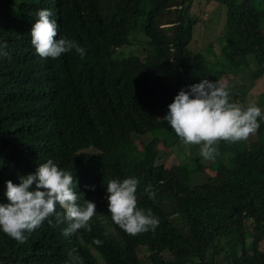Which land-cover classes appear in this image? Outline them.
Here are the masks:
<instances>
[{
    "label": "trees",
    "instance_id": "trees-1",
    "mask_svg": "<svg viewBox=\"0 0 264 264\" xmlns=\"http://www.w3.org/2000/svg\"><path fill=\"white\" fill-rule=\"evenodd\" d=\"M199 1L0 0L8 53L0 56V204L8 203L5 181L19 184L53 159L109 220L108 180L137 178L138 207L160 221L155 232L130 236L93 216L91 232L64 237L65 221L24 244L0 231V264H72L71 249L82 264H264V141H240L227 153L218 145L214 160L190 145L185 160L163 161L181 142L163 120L180 89L220 82L231 70L249 77L228 89L231 101L246 107L248 91L264 80V0H203L225 9L205 54L190 47L206 12L195 7ZM41 9L52 10L56 39L86 49L83 59L75 51L55 60L30 54L25 39ZM141 43L143 57L116 54Z\"/></svg>",
    "mask_w": 264,
    "mask_h": 264
},
{
    "label": "clouds",
    "instance_id": "clouds-1",
    "mask_svg": "<svg viewBox=\"0 0 264 264\" xmlns=\"http://www.w3.org/2000/svg\"><path fill=\"white\" fill-rule=\"evenodd\" d=\"M52 15L50 9L37 11L30 39H25L30 54L38 60H55L75 51L83 59L86 49L77 41L62 36L56 39L58 24ZM5 49L7 42H0V56L8 54ZM167 107L163 120L184 145L200 146V156L204 160H214L219 155L221 141L230 144L245 141L258 131L260 121H264V112L257 104L245 107L232 102L227 84L209 79L188 85L187 90L180 89ZM19 181V184L5 181L4 196L8 203L0 204V231L20 244L26 243L37 230L45 226L58 227L65 221L67 226L61 228L64 237L80 230L91 232L93 216L99 219L108 216L103 209L104 215L100 214L94 202L85 200L84 194L76 191L77 182L72 172L61 169L53 159L39 164L35 173L21 176ZM138 184L137 178L128 177L110 179L106 185L111 220L130 236L155 232L160 223L151 209L138 207ZM85 187L95 190V186ZM144 190L149 199L155 200L151 185ZM111 220L108 219L110 224ZM102 243L96 238L92 240L97 246ZM68 256L72 264H82L76 249H71Z\"/></svg>",
    "mask_w": 264,
    "mask_h": 264
},
{
    "label": "rangeland",
    "instance_id": "rangeland-1",
    "mask_svg": "<svg viewBox=\"0 0 264 264\" xmlns=\"http://www.w3.org/2000/svg\"><path fill=\"white\" fill-rule=\"evenodd\" d=\"M203 0H200L199 3L195 6H201L203 10L206 12L202 14L203 21H199L194 26L192 42L190 47L193 51L206 53L205 45L211 40L215 39L216 36L220 33V29L222 28V23L224 22V7L216 4L214 1H211L205 5H202ZM196 4V3H195ZM219 36V35H218ZM217 36V37H218ZM216 40V39H215ZM214 40V41H215ZM143 43L135 44L132 46L124 47L122 46L119 51H116V54L123 56V54H128L131 52L136 53L138 56L143 57L144 50L142 48ZM211 58L210 56H206ZM249 80V77L242 75L241 73H235L234 71L227 70V73L224 74L220 82L226 83L229 90L237 88L241 83H245ZM256 82V81H255ZM254 82L252 89H250L247 93L246 97V105L251 103L257 104L264 112V96L261 97L260 93L264 92V80ZM248 139H257L259 141H264V133L259 134L255 133L254 135H250ZM180 146H173L170 151H167L165 157L163 158L164 165L169 166L171 164H176L179 162V159L182 161L185 160V157L188 155V148L190 145H184L182 141L179 143ZM219 149L225 153L235 147L236 143L230 144L222 141L219 144ZM184 164V163H183ZM194 172V169H192ZM250 228L253 229V224L250 225ZM148 264V262H146Z\"/></svg>",
    "mask_w": 264,
    "mask_h": 264
}]
</instances>
